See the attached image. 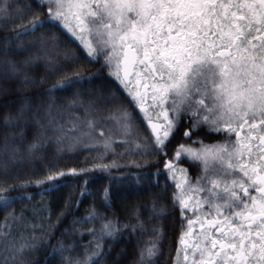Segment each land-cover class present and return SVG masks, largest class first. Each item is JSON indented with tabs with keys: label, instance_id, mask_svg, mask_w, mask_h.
<instances>
[{
	"label": "snow or ice",
	"instance_id": "6c2138e0",
	"mask_svg": "<svg viewBox=\"0 0 264 264\" xmlns=\"http://www.w3.org/2000/svg\"><path fill=\"white\" fill-rule=\"evenodd\" d=\"M0 213V264H264V0H0Z\"/></svg>",
	"mask_w": 264,
	"mask_h": 264
},
{
	"label": "trees",
	"instance_id": "16d2710c",
	"mask_svg": "<svg viewBox=\"0 0 264 264\" xmlns=\"http://www.w3.org/2000/svg\"><path fill=\"white\" fill-rule=\"evenodd\" d=\"M36 2V0H20L21 4H34ZM9 27H11V25H9ZM54 82V80H50L48 82V85L46 86H50L52 83ZM59 103H66L65 101H59ZM193 139H196V137H193ZM122 149H118L117 151H121ZM79 160H84V156H80L78 158ZM139 159V158H137ZM75 161L74 160H61L59 163L61 166H70L71 164H73ZM140 163H145V161L140 160ZM149 163H152V161H149ZM152 171H155V169L153 168ZM192 174L193 176H195V169H192ZM122 173L121 172H113V175L115 176H120ZM106 181V174H100V173H96L93 174L92 176V180H91V185H90V191H92L93 193H95L96 189L99 188L101 185L105 184ZM163 183V181H161ZM73 189L71 188V186H59L57 189H55L51 196H45L44 198V202L47 203L49 200L51 201V206L52 209L54 210L55 214L52 215L51 217V223L55 224L56 222V215H58L59 213L56 212L55 210L60 209L63 207L64 201L67 198L68 194L72 191ZM29 192H31L34 196V200L31 203H39L40 202V196L37 195V190L35 189H29ZM20 193L18 192H13L11 193V195L16 196L19 195ZM96 198L94 196H85L81 198V203L79 204V206H77L75 203H73V209L75 211L76 216H84L87 214L86 210L89 209L93 203V199ZM97 199V206H99V201L98 198ZM124 199L123 196L121 195H116L113 200H112V207L114 208L115 212L118 215L119 218V222L120 225L122 226L124 223L128 222V221H132L133 223L135 222L134 220V213L138 207L137 202L134 199H128L127 201V208L128 211H125L124 206H122V200ZM148 202V198H144L143 200H141L139 202V204H145ZM16 211L18 212L20 207H22V205H20L19 203H17L15 206ZM71 214V213H70ZM109 218L110 219H115L116 217H113L111 215V212L108 213ZM144 215L146 216L147 213L145 212ZM3 219V213H0V220ZM43 223L44 228L48 229L49 228V222L47 219H43L41 220V218H37L36 223ZM169 227L167 229V235L169 237L168 240H165L164 244V252H165V259H162L160 261V264H165L166 258H167V253H168V244L171 240V237L173 235V228L171 227V219L167 222ZM70 226V221L65 220L64 223H62L61 225L58 226L57 230L55 231L54 235L56 237H59L60 232L64 231V229L66 227ZM91 225H85L83 228H81V231H85L87 227H90ZM178 228V225L176 226ZM39 234V233H38ZM125 236H127V232L125 233ZM74 238H79V233L77 234V237H69L68 239H74ZM90 239L89 236L85 235L83 237V243L87 244L88 240ZM52 243H55L56 241L53 240L51 241ZM131 243H135V237L132 238V242ZM131 243L128 242V240L126 239H121L119 241L118 244H116L114 251H113V256L112 258H115V253L119 252L121 250V248L124 247H131ZM40 259L42 261V264H45L44 260H43V253H40ZM49 260H51V257H49ZM108 264H111V260H109Z\"/></svg>",
	"mask_w": 264,
	"mask_h": 264
}]
</instances>
